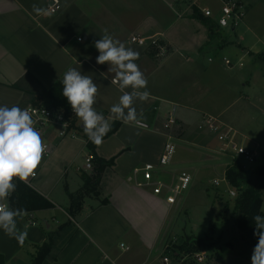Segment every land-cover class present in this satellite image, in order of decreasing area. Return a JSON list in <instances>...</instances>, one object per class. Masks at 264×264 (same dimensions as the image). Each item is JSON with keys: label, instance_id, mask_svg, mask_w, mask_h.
Wrapping results in <instances>:
<instances>
[{"label": "crops", "instance_id": "obj_1", "mask_svg": "<svg viewBox=\"0 0 264 264\" xmlns=\"http://www.w3.org/2000/svg\"><path fill=\"white\" fill-rule=\"evenodd\" d=\"M199 1L58 0L56 10L51 12V0H0V106L17 105L23 109L30 103H25L22 89L35 85L30 76L48 89L59 80L62 82L71 67L93 78L98 86L94 108L110 117V108L118 103L122 93L111 83L114 73L109 71L110 65L96 63L99 52L94 44L105 29L114 39L140 53L136 63L148 81L146 90L150 93L146 102H134L138 115L142 113L144 117L139 125L111 120V124L120 122L119 127L100 145L95 144L96 155L106 160L115 157L114 163L102 173L100 196L86 198L75 217L65 207L70 203L68 193L82 186L81 172H90L85 168L89 150L81 136L60 138L55 128L46 129L42 138L52 150L38 166L32 188L54 206L17 218L18 229L27 231L23 243L0 230L4 264H31L33 245L42 244L47 230L56 231L68 219L76 230L57 258L46 259L42 264H170L171 260L164 261V235L170 212L177 203H167L164 194H155L152 187H139L128 178L135 167L157 165L167 141H186L205 115L221 119L236 101L235 80L217 76L214 59L207 58L206 65L200 62L201 49L214 40L208 39L207 28L203 31L190 13L193 7L201 11L207 7L216 17L220 6L202 7ZM34 2L48 8L50 14L34 12ZM171 11L177 19H172ZM182 17L187 19H178ZM132 35L161 37L172 50L166 57H157L151 53L150 44L131 43ZM18 82L23 84L22 89L14 86ZM213 82H219L222 89L217 97L224 102L218 107V100L213 101L217 105L214 109L206 106V91ZM172 106V114L177 115L175 130L165 127ZM221 121L236 130L238 137L246 138L232 124ZM193 140L206 149L214 143L212 137L203 138L198 132ZM201 168H205L203 164L190 169L196 173ZM161 171L167 173L164 167ZM63 181L67 196L65 200L60 198L59 203L54 192ZM71 183L75 189L69 188ZM103 198L108 203L101 204Z\"/></svg>", "mask_w": 264, "mask_h": 264}, {"label": "rangeland", "instance_id": "obj_2", "mask_svg": "<svg viewBox=\"0 0 264 264\" xmlns=\"http://www.w3.org/2000/svg\"><path fill=\"white\" fill-rule=\"evenodd\" d=\"M238 1L244 6V16L237 20L233 26L230 21L228 26L222 28L221 36L214 38L210 46L206 45L201 49L203 56L200 62L206 65L207 58L214 59V65L218 67L216 72L219 75L217 76L222 78L229 76L231 80H235L236 101L227 107L228 109L220 118L227 124H232L235 129L246 136V138L238 137L244 146L259 148L253 163H248L242 156H237L238 160L245 164L244 169L249 170L253 166L264 167V59L260 57L261 54H264V0ZM199 2L202 7L218 8L220 6L219 0H200ZM170 16L172 19H177L173 11ZM198 23L205 31V26L201 22ZM218 43H220L219 47H217ZM222 57L232 61L231 66L226 65ZM209 72L210 70L206 74L203 72L202 76ZM218 83L213 82V85L206 91V93L209 92L206 106H210L212 109L217 106L213 101L218 100V107L224 104L221 102L222 98L217 97L218 92L222 89ZM173 110L174 106L170 110V115L174 119L170 127L175 130L177 115L172 114ZM191 131L192 134H188L189 138H186V141L173 138L172 142L176 145L174 157L171 163L164 166L167 173H161L162 179L165 180L176 176L182 169H189L187 171L192 175L188 188L177 199L176 209L170 212L168 224L166 223L167 234L164 235L165 247L167 243H173L176 238L187 235L200 236L208 232L210 234L213 230L215 246L213 249L203 250L207 254L204 260L199 263L230 264L236 251L229 245L226 246L225 242L233 235L226 231L220 213L223 202L229 199L232 201L233 198L230 195L231 188L225 180V166L234 157L216 151L219 142L215 133L209 130L206 125H202V128L196 127ZM197 132L203 138L212 137L214 139L210 149L201 147L198 142L193 140ZM201 164L205 168H201L196 173L190 169L192 166ZM214 179L219 181L218 185L213 183ZM64 182H61L54 192L55 200L59 203L61 202L60 198L65 200L67 196ZM73 186L71 183L69 188L75 189L76 187ZM217 195L222 196V199L219 200ZM262 206H264V202ZM226 212L229 213V210L225 211V214ZM169 263L179 264L172 261ZM180 264L184 263L181 261Z\"/></svg>", "mask_w": 264, "mask_h": 264}, {"label": "clouds", "instance_id": "obj_3", "mask_svg": "<svg viewBox=\"0 0 264 264\" xmlns=\"http://www.w3.org/2000/svg\"><path fill=\"white\" fill-rule=\"evenodd\" d=\"M32 8L37 14H50L48 8L41 7L37 2L33 3ZM94 46L99 52L96 63L110 65L109 71L114 73L111 83L117 85L122 93L118 103L110 108V117L106 118L94 108L98 86L93 78L83 75L76 68L70 67L65 71L62 95L82 122L88 139L100 145L111 130V120H120L133 126L141 123L144 117L142 113L138 115L134 102H146L150 93L146 90L148 81L136 63L139 52L114 39L107 29ZM46 149L47 145L35 127L30 108L0 106V230L21 243L26 239L27 231L18 229L17 218L22 219L27 212L25 209L11 208L6 201L16 190L15 180L26 183L35 176ZM261 212H264V206ZM253 220V235L258 241L250 257L251 264H264V215L257 214Z\"/></svg>", "mask_w": 264, "mask_h": 264}, {"label": "trees", "instance_id": "obj_4", "mask_svg": "<svg viewBox=\"0 0 264 264\" xmlns=\"http://www.w3.org/2000/svg\"><path fill=\"white\" fill-rule=\"evenodd\" d=\"M190 17L201 22L208 30V39L219 37L222 28L215 22L212 17L204 15L197 7H193ZM151 53L156 54V48L150 46ZM260 57L264 59V54ZM30 76V75H27ZM33 79L35 85L29 88H23L20 82L14 84L15 87H20L25 93V103L32 105H44L53 108L56 111H64L66 114L72 111L67 99L62 95L63 85L60 80L51 88H44ZM21 107V106H20ZM76 120H73V126L77 133L87 139V148L92 158V168L90 172H81L82 186L75 192H69L68 197L70 203L65 210L75 217L82 209L86 198L99 197V185L102 173L107 167L114 163L115 157L103 159L96 155V145L91 142L83 131L82 125H76ZM120 122L115 121L111 124V130L105 137L110 136L119 127ZM104 137V138H105ZM225 180L231 190L235 192L232 201L225 200L221 209V219L224 227L231 236L225 245H229L235 250L230 264H251V255L258 238L253 235L255 223L253 217L257 214L263 215L261 207L264 202V167L253 166L249 170L244 169L238 158H234L225 167ZM17 185L16 190L10 195L7 204L13 209H25L27 213H32L37 210H43L53 207V203L46 197L38 193L34 188L20 181H14ZM219 200L222 196L217 195ZM101 204L108 203L107 198L100 201ZM229 210V213L225 211ZM76 230L74 222L70 219L63 222L56 231L47 230L46 240L39 245H33L31 253V264H42L46 259L55 260L57 255L66 241L72 236ZM212 232L204 235H187L185 237L176 238L173 243L166 245L165 258L173 262L181 261L184 264H200L195 259V255L206 249H213L215 241ZM241 256H244L243 258ZM4 257L0 254V264H4ZM223 263V262H221ZM225 264V263H223Z\"/></svg>", "mask_w": 264, "mask_h": 264}, {"label": "built area", "instance_id": "obj_5", "mask_svg": "<svg viewBox=\"0 0 264 264\" xmlns=\"http://www.w3.org/2000/svg\"><path fill=\"white\" fill-rule=\"evenodd\" d=\"M219 2L220 9L219 14L216 17L210 8L204 7L202 8V12L204 15L212 17L221 28L228 26L230 21L232 26L235 25L237 20L244 16V6L238 0H219ZM57 5L58 0H51L49 10L54 12ZM129 40L131 43H135L140 46H144L146 44L154 46L156 48L155 55L160 58L168 56L172 50L167 42L157 36L141 37L139 35H132ZM223 61L226 65L231 66L232 61L226 59L225 57H223ZM23 108H30L32 110L35 127L40 131L42 137L48 127L55 128L56 134H58L60 138L67 136L83 137L77 133V130H75L73 126V120H76L77 118L73 111L66 114L64 111H56L55 109L44 105L32 104H28ZM173 122L174 119L172 115H170L165 123V127H169ZM75 124L82 125V122L77 118V122ZM202 125H206L209 130L215 133L216 138L219 141V147L216 150L218 153L231 155L234 158L242 156L248 163H253L255 161L259 151L258 147L248 148L239 143L238 136H240V134L230 126L224 124L217 116L205 115L202 123L199 125V128H202ZM83 138L87 144V139L85 137ZM172 140L173 139L165 143L157 165L153 163H145L142 166L135 167L132 170V175L128 178L139 187H152V191L155 194H164L165 199L169 204L177 203L178 197L181 196L180 194L188 188L192 177L187 170L182 169L174 178H171L168 181L162 179L161 167L171 163L176 151V145L172 142ZM43 141L47 145V149L42 159L47 158L51 154L52 150L50 143L44 139ZM88 154L89 155H87L85 159V168L91 170L93 154L90 152H88ZM241 164L245 167V164ZM37 174L38 171L36 169L35 176L30 177L26 183H22L32 187ZM17 181L19 180L17 179ZM213 183L218 185L219 181L214 179ZM230 195L235 196V192L230 190ZM206 254L207 253L202 251L195 255V259L197 262H202L206 257ZM164 261L168 262V259L165 258Z\"/></svg>", "mask_w": 264, "mask_h": 264}]
</instances>
